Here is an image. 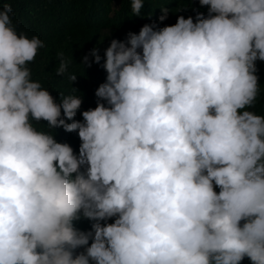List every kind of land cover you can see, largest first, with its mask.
Listing matches in <instances>:
<instances>
[{
  "label": "clouds",
  "instance_id": "obj_1",
  "mask_svg": "<svg viewBox=\"0 0 264 264\" xmlns=\"http://www.w3.org/2000/svg\"><path fill=\"white\" fill-rule=\"evenodd\" d=\"M198 2L207 17L111 41L83 122L81 95L57 101L33 81L44 42L0 8V264H264V116L248 110L264 0ZM60 128L78 134V155Z\"/></svg>",
  "mask_w": 264,
  "mask_h": 264
},
{
  "label": "trees",
  "instance_id": "obj_2",
  "mask_svg": "<svg viewBox=\"0 0 264 264\" xmlns=\"http://www.w3.org/2000/svg\"><path fill=\"white\" fill-rule=\"evenodd\" d=\"M4 4L12 8L11 18L18 33H25L28 38L37 36L44 42L45 47L38 50L35 61L28 65L33 81L41 83L57 101L61 93L81 95L82 106L74 118L81 122V113L97 106L95 92L106 82L107 75L102 67L104 53L113 39L124 42L128 33L139 34L145 24L155 23L157 28H163L174 25L179 16L192 17L195 22L198 13L205 17L208 14L207 6L201 7L198 0H144L139 16L132 14L131 0H0V8ZM165 8L168 9L167 19L160 22L159 18L164 15L161 9ZM102 43L104 52L101 51ZM94 48L101 56L100 64L91 56ZM61 53L68 67L63 76H58L56 69L61 63ZM84 57H88L87 64ZM257 69L260 92L254 108L248 110L264 116V62L257 61ZM72 74L77 76L74 83L68 79ZM38 130L48 131L46 126ZM52 134L57 142L69 144L78 155L81 141L77 133H66L60 128ZM114 219L108 223H113ZM83 223L80 230L91 231L90 222L77 224ZM242 264H251V261L245 258Z\"/></svg>",
  "mask_w": 264,
  "mask_h": 264
},
{
  "label": "rangeland",
  "instance_id": "obj_3",
  "mask_svg": "<svg viewBox=\"0 0 264 264\" xmlns=\"http://www.w3.org/2000/svg\"><path fill=\"white\" fill-rule=\"evenodd\" d=\"M104 46H105L104 43H102V44H101V48H102L101 51H102V52H104V49H105Z\"/></svg>",
  "mask_w": 264,
  "mask_h": 264
}]
</instances>
